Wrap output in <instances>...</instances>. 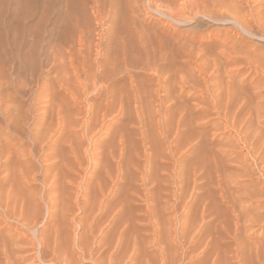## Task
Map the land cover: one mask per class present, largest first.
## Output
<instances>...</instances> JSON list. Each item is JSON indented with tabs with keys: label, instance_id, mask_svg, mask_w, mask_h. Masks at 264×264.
Instances as JSON below:
<instances>
[{
	"label": "rangeland",
	"instance_id": "374dc122",
	"mask_svg": "<svg viewBox=\"0 0 264 264\" xmlns=\"http://www.w3.org/2000/svg\"><path fill=\"white\" fill-rule=\"evenodd\" d=\"M180 1L0 0V264H264V0Z\"/></svg>",
	"mask_w": 264,
	"mask_h": 264
},
{
	"label": "bare ground",
	"instance_id": "6f19581e",
	"mask_svg": "<svg viewBox=\"0 0 264 264\" xmlns=\"http://www.w3.org/2000/svg\"><path fill=\"white\" fill-rule=\"evenodd\" d=\"M83 5L84 4H90L91 6H92V9L94 10V15L97 17V15H99V16H101L100 14H101V2H100V0H79ZM172 1V0H171ZM189 0H181L180 2H181V5H182V9H181V12H183L184 10V12H186V9L187 8H189V6H190V4H188L189 2H188ZM196 1V0H195ZM199 1H201V0H199ZM206 1V0H205ZM224 0H222V2L217 6V5H213V6H217L218 8L217 9H219V11H220V13H221V9L223 10L224 9V11L227 13V14H229L230 13V7H228V8H224V6L223 7H221L222 6V4L224 3L225 4V2L227 1V0H225V2H223ZM234 1V0H233ZM236 1V0H235ZM170 2V1H169ZM190 2H191V4H192V2L193 1H191L190 0ZM239 2V1H238ZM194 3H196V2H194ZM193 3V4H194ZM201 3H203V0L201 1ZM216 3V2H215ZM128 4V3H127ZM178 4V3H177ZM176 4V5H177ZM192 4V5H193ZM199 4V3H198ZM214 4V3H213ZM227 4H228V2H227ZM203 5H204V3H203ZM226 5V4H225ZM110 6V5H109ZM212 6V7H213ZM227 6V5H226ZM112 7H114V5L112 6ZM207 7V6H206ZM234 7H235V5H234ZM132 8V7H131ZM191 8H193V7H191ZM215 8V7H214ZM261 8V7H260ZM128 9V8H127ZM174 9V8H173ZM190 9V8H189ZM216 9V8H215ZM235 9V8H234ZM237 9V8H236ZM235 9V11H232V12H234V13H232L233 14V16H235V17H233V16H231V17H233L234 19H235V22L236 23H238L239 24V26L241 27V29L243 30V31H246V32H249V33H251V30L252 29H250V28H252L251 27V23H253V22H257V23H260L259 22V17L257 16V15H255V16H252V17H249L248 18V15L246 14V16L243 14V15H241V12L239 13L237 10ZM252 9V8H251ZM192 10V9H191ZM190 10V11H191ZM199 10V9H198ZM178 11V10H177ZM193 11V10H192ZM211 11H212V9H211ZM218 11V12H219ZM176 12V11H175ZM180 12V11H179ZM195 12V11H194ZM217 12V11H216ZM229 12V13H228ZM190 13V12H189ZM204 13V12H203ZM203 13H201V14H203ZM224 13V12H223ZM178 14V13H177ZM212 14V13H211ZM219 14V13H218ZM255 14V13H254ZM181 15V14H180ZM199 15H200V13H199ZM186 16V15H185ZM205 16H206V14H205ZM208 16V15H207ZM186 18V17H185ZM214 18V19H213ZM212 18V20H217V17L215 18V17H213ZM210 19V18H209ZM204 22V21H203ZM119 23V22H118ZM256 23V24H257ZM255 24V23H254ZM260 25V24H259ZM261 26V25H260ZM175 27V26H174ZM259 27V26H258ZM173 28V27H172ZM262 28H263V26H262ZM259 29V28H258ZM172 30V29H171ZM130 32V31H129ZM156 32V31H155ZM169 33V32H168ZM243 34V33H242ZM167 36V35H166ZM180 36V35H179ZM144 37H146V36H144ZM144 37H142L141 36V41L143 42V44H142V42H141V44H142V47L144 46V49H148L149 48V45H150V43L148 42V39H147V37H146V39L144 38ZM189 37V36H188ZM160 38V37H159ZM158 38V39H159ZM229 38V37H228ZM261 38H264V37H262L261 36ZM119 39V38H118ZM178 39H180V38H178ZM193 39V38H192ZM121 40V39H120ZM181 40V39H180ZM228 39H224V43L225 44H227L228 43V41H227ZM159 41V40H158ZM163 41V40H162ZM223 41V40H222ZM221 41V42H222ZM232 41V40H231ZM230 41V42H231ZM186 42V41H185ZM208 42V41H207ZM173 43V42H172ZM178 43V42H177ZM176 42H175V44H177ZM179 44V43H178ZM217 44V43H216ZM235 44V43H234ZM242 44V43H241ZM85 45V44H84ZM152 45V44H151ZM212 45V44H211ZM219 45V44H218ZM234 46V45H233ZM175 47H176V45H175ZM178 47V46H177ZM220 47V52L221 53H215V55H214V64H213V62H212V64L214 65V66H211V67H214V70H216V72H218V70H220L221 68H222V62H221V59H223L222 58V55L224 56V55H226L228 58H231L232 60H235V59H237V57H239L238 55V53H242V52H238L239 50H234L235 49V47L234 48H231L230 46V48H226V46H224V45H221V46H219ZM172 49V48H171ZM196 50V49H195ZM201 50V49H200ZM154 51V50H153ZM190 51V50H189ZM189 51H187V52H189ZM187 52H185L186 53V56H187V59L191 62V64H193L194 65V67L196 68V70H198V73H200L201 74V76L205 73V70H204V65H205V63H204V57L202 58V60H200L201 59V57H200V59H198V56L196 57H194L193 55H192V53H188L187 54ZM248 53V52H247ZM71 54V53H70ZM162 53H159V55H161ZM249 54V53H248ZM69 55V54H68ZM163 55V54H162ZM162 55L160 56L161 58H162ZM179 55V54H178ZM230 55V56H229ZM235 55H237V57L235 56ZM246 55V54H245ZM69 56H71V55H69ZM204 56H205V54H204ZM232 56H235V57H232ZM226 57V58H227ZM248 57V56H247ZM163 58H165V57H163ZM162 58V59H163ZM195 58H197L198 60H196ZM225 58V57H224ZM225 58V59H226ZM245 58V57H244ZM62 59V58H61ZM167 59V58H166ZM207 59V58H206ZM247 59V58H246ZM249 59V58H248ZM257 59V60H256ZM68 60V59H67ZM165 60V59H164ZM229 60V59H228ZM243 60V59H242ZM241 60V61H242ZM256 62H254L253 60H250V61H253V63H251V64H256V67H261V66H264V53L258 58V57H256L255 59H254ZM70 61V60H69ZM69 61H66V62H69ZM157 61V60H156ZM160 61H161V59H160ZM185 61V60H184ZM203 61V62H202ZM247 61V60H246ZM245 61V62H246ZM82 62V61H81ZM161 62H163V61H161ZM77 63V62H76ZM204 63V64H203ZM227 63V62H226ZM230 63V62H229ZM248 64H249V60H248V62H247ZM69 64V63H68ZM163 64L164 63H162V66H163ZM209 64H211V63H209ZM165 65V64H164ZM224 65V64H223ZM149 66V65H148ZM166 66V65H165ZM209 66V65H208ZM225 66V65H224ZM231 66V65H230ZM71 67V66H70ZM77 67V66H76ZM252 67V66H251ZM164 68L165 67H161V65L159 66H149V68H148V70L150 69V70H152L153 71V75L156 77H154L155 79H156V82L159 84V85H162V89H164L163 88V85H164V83H165V81H164V79H162V76H163V73L162 72H160V71H163L164 70ZM194 68V69H195ZM73 69V68H72ZM191 69V68H190ZM206 69V68H205ZM226 69H227V67H226ZM189 70V69H188ZM195 70V71H196ZM228 71V70H227ZM206 72H207V69H206ZM256 72V71H255ZM222 73V72H221ZM246 72H244V74H245ZM243 74V75H244ZM256 74V73H255ZM264 75V74H263ZM89 76V75H88ZM207 75H205V77H206ZM90 77V76H89ZM88 77V78H89ZM153 77V76H152ZM202 78V80H204V82H206V88H208V84H207V81L208 80H206L207 78ZM214 77V76H213ZM263 77V76H262ZM179 78H181L180 76H179ZM259 78V77H258ZM259 79H262L261 77L259 78ZM181 80V79H180ZM196 80V79H195ZM120 81V80H119ZM174 81V80H173ZM216 81V80H215ZM258 81V80H257ZM264 81V80H263ZM168 82V81H167ZM238 82V81H237ZM259 82V81H258ZM261 82L262 81H260V85H261ZM179 83V82H178ZM202 83V82H201ZM219 83V82H218ZM204 84V83H203ZM239 84H240V82H239ZM254 85V84H253ZM252 85V86H253ZM262 85H264V83L262 84ZM158 86V85H157ZM186 86V85H185ZM158 87H160V86H158ZM259 87V86H258ZM157 88V87H156ZM176 88V87H175ZM178 88V87H177ZM159 89V88H158ZM210 89V88H209ZM110 90V89H109ZM233 90V89H232ZM245 90V89H244ZM243 90V91H244ZM203 91V90H202ZM163 92V91H162ZM190 92V91H189ZM246 92V91H245ZM168 93V92H167ZM192 93V92H191ZM235 93V92H234ZM155 94V93H154ZM226 94H227V92H226ZM260 94V93H259ZM7 96V95H6ZM255 96V95H254ZM245 97V96H244ZM258 97V96H257ZM158 98V97H157ZM200 98V97H199ZM233 98V97H232ZM107 99V98H106ZM160 99V98H159ZM262 99V98H261ZM120 100V99H119ZM203 100V99H202ZM212 101V100H211ZM215 101V100H214ZM217 101V100H216ZM225 101V100H224ZM164 102V101H163ZM235 102V101H234ZM238 102V101H237ZM213 103V102H212ZM228 103V102H227ZM211 104V103H210ZM247 104V103H246ZM245 104V105H246ZM224 105V104H223ZM214 108H213V107ZM235 106V105H234ZM211 108H213V110L215 109V108H217V104L214 102L213 104H211ZM219 109H220V107H218ZM217 108V109H218ZM246 108H248L247 106H246ZM263 109H264V107H262ZM257 111H259V110H257ZM215 112L217 113V115L216 116H218L219 114H220V112L219 111H216V109H215ZM258 114V113H257ZM249 115H252V111H249L248 112V116ZM254 116V115H253ZM224 119V118H223ZM246 119H247V117H246ZM241 120V119H240ZM237 121V120H236ZM253 121H254V119H253ZM252 122V121H251ZM235 124V123H234ZM252 124V123H251ZM217 125V124H216ZM258 125V124H257ZM250 126V125H249ZM227 129V128H226ZM225 129V130H226ZM238 129V128H237ZM233 130V129H232ZM255 130V129H254ZM246 133V132H245ZM249 133V132H248ZM217 134V133H216ZM243 135V134H242ZM252 135V136H251ZM33 136V135H32ZM246 137V136H245ZM261 137V134H260V131L258 130H255V132H253L252 134H249V137H246L244 140H245V144H246V147H251L252 145H253V143H255L256 141L255 140H257V139H259ZM263 137V136H262ZM250 138V139H249ZM264 138V137H263ZM32 139V138H31ZM40 139V138H39ZM39 139H37V141L39 140ZM43 139V138H42ZM49 139V138H48ZM54 139V138H53ZM233 139V138H232ZM231 139V140H232ZM261 139V138H260ZM264 140V139H263ZM36 141V138H35V142H37ZM42 141V145H44L43 144V140H41ZM40 141V142H41ZM56 141V140H55ZM75 141V140H74ZM40 142H39V144H40ZM228 142V141H227ZM263 142V141H262ZM38 144V143H37ZM230 143H228V144H226V145H229ZM232 144V143H231ZM264 144V143H263ZM224 145V144H223ZM10 146V145H9ZM40 147H41V144L39 145ZM235 146V145H234ZM239 146V145H238ZM242 146V145H241ZM258 146V145H257ZM260 146H262V145H260ZM37 147V146H36ZM240 147V146H239ZM263 147V146H262ZM224 148V147H223ZM236 148V147H235ZM254 151V150H253ZM252 152V151H251ZM9 153V152H8ZM23 153V152H22ZM44 153V152H43ZM52 153V152H51ZM74 153V152H73ZM227 153V152H226ZM24 154V153H23ZM73 155V154H72ZM245 155V154H244ZM262 155V154H261ZM264 155V154H263ZM1 156V155H0ZM8 156V155H7ZM43 156V155H42ZM45 157L47 156V155H44ZM74 156V155H73ZM29 157V156H28ZM48 157V156H47ZM261 157V156H260ZM27 158V157H26ZM44 158V157H43ZM228 158H230V156L228 157ZM6 159V158H5ZM22 159V158H21ZM21 159H19V160H21ZM53 159V158H52ZM44 160H46V158L45 159H43V161ZM238 160V159H237ZM236 160V161H237ZM24 161V160H23ZM28 161V160H27ZM48 161V160H47ZM230 161V160H229ZM46 162V161H45ZM238 162V161H237ZM27 163V162H26ZM31 163V162H30ZM240 163V162H239ZM249 163V162H248ZM26 165V164H25ZM251 165V164H250ZM3 166V165H2ZM6 166V165H5ZM27 166V165H26ZM29 167V166H28ZM252 170V169H251ZM47 173H48V171H47ZM48 178V177H47ZM2 181V180H1ZM57 182V181H56ZM7 186V185H6ZM68 188V187H67ZM26 189H27V187H26ZM54 189V188H53ZM18 191V190H17ZM26 191V190H25ZM12 193V192H11ZM29 194V193H28ZM12 195V194H11ZM17 196H19V195H17ZM23 196V195H22ZM30 196V195H29ZM33 196V195H32ZM53 196V195H52ZM6 197V196H5ZM11 198V197H10ZM30 197H28V199H29ZM40 198V197H39ZM38 198V199H39ZM7 199V198H6ZM54 199V198H53ZM52 199V200H53ZM10 200V199H9ZM19 200H21V199H19ZM35 200V199H34ZM37 200V199H36ZM102 200V199H101ZM5 201V200H4ZM51 201V200H50ZM1 202V201H0ZM7 203V202H6ZM6 203H4V204H6ZM17 203H19V202H17ZM53 203V202H52ZM28 204V203H27ZM31 204H32V201H31ZM50 204H51V202H50ZM56 204V203H55ZM53 205V204H52ZM100 205V204H99ZM51 206V205H50ZM54 206V205H53ZM88 206V205H87ZM98 206V205H97ZM34 207H36V206H34ZM105 207V206H104ZM12 208V207H11ZM21 208V207H20ZM58 208V207H57ZM65 208V207H64ZM97 209V208H96ZM108 209V208H107ZM3 210V209H2ZM8 210V209H7ZM35 210H37V209H35ZM64 210H66V209H64ZM67 210H69V209H67ZM85 210V209H84ZM32 212V211H31ZM33 212H34V210H33ZM59 212H61V211H59ZM58 212V213H59ZM69 212V211H68ZM86 212V211H85ZM89 212V211H88ZM62 213H63V210H62ZM65 213V212H64ZM93 213V212H92ZM14 215V214H13ZM20 215V214H19ZM55 215V214H54ZM2 217V216H1ZM19 217V216H18ZM93 218V217H92ZM31 219V218H30ZM4 220V219H3ZM18 220V219H17ZM5 224H3V225H5V227L9 224V223H7L6 222V220H5V222H4ZM32 223H34V222H32ZM62 223H63V221H62ZM20 225V224H19ZM28 225H31L30 224V222H29V224ZM98 225V224H97ZM9 226V225H8ZM7 228V227H6ZM31 228V227H30ZM103 228V227H102ZM5 229V228H4ZM54 229H55V227H54ZM75 229V228H74ZM3 231V230H2ZM73 231V230H72ZM6 232H8V231H6ZM11 232H13V231H11ZM18 232V231H17ZM1 233V232H0ZM10 233V232H9ZM26 233V232H25ZM3 234V233H2ZM19 234V233H18ZM70 234H71V232H70ZM22 235H24V234H22ZM35 236H36V233L34 234ZM13 236V235H12ZM33 236V235H32ZM77 236V235H76ZM123 236V235H122ZM0 237H1V234H0ZM4 237V236H3ZM15 237V236H14ZM37 237V236H36ZM5 238V237H4ZM30 238H32V237H30ZM30 238H28V236L25 234L22 238L20 237V239H19V241H18V243H20V244H22V245H24V248H25V246H27V245H30L31 246V248H32V250L30 249V251H33V250H38L37 249V247H40L41 248V250H45L46 248H47V244H48V238H46V235H41V236H39L38 237V244L36 245V242H34V241H32ZM2 239H0V241H1ZM13 240V239H12ZM26 240H28V242H25ZM50 240H51V238H50ZM53 241V240H52ZM55 241H56V239H55ZM55 241H53V242H55ZM69 241V240H68ZM72 242V241H71ZM3 243H5V240L3 239ZM57 243V242H56ZM74 244H76V243H74ZM7 246L8 245H6L5 244V247H6V249L4 250V255H5V260H6V264H16L18 261H15L14 260V256H13V254L11 253V251L7 248ZM30 246H29V248H30ZM77 246V245H76ZM53 247V246H52ZM55 247H56V245H55ZM54 247V248H55ZM18 248V247H17ZM22 248V247H21ZM72 248H73V246H72ZM116 248V247H115ZM14 249H15V247H14ZM43 250V251H44ZM52 250V249H51ZM73 250V249H72ZM21 251H23V250H21ZM27 251V250H26ZM39 251V250H38ZM54 251V250H53ZM18 252V251H17ZM19 252H20V250H19ZM39 252H41V251H39ZM45 253L47 252V249H46V251H44ZM43 252V253H44ZM57 252V251H56ZM28 254H32V255H38L39 253H36V251L34 252H27ZM52 253V252H51ZM55 253V252H54ZM60 254V252H57V256H56V258L57 257H59V254ZM19 254V253H18ZM20 254H24V253H20ZM53 254V253H52ZM66 254V253H65ZM25 255H26V253H25ZM23 255L22 256V258L25 260V258L24 257H28L29 255ZM61 255V254H60ZM63 255V254H62ZM53 256V255H52ZM51 256V258L53 259V257ZM20 257V256H19ZM81 257V256H80ZM22 258H20V259H22ZM37 258V257H36ZM36 258L34 257L33 259H32V261H30L29 263H27V264H35V262H36ZM55 258V259H56ZM67 258V257H66ZM65 258V259H66ZM77 258V257H76ZM51 259V260H52ZM55 259H53L52 260V263L53 264H60L59 263V261H57V260H55ZM19 260V259H18ZM30 260V259H29ZM50 260V261H51ZM60 260H61V258H60ZM70 260V259H69ZM20 261V260H19ZM63 261H64V259H63ZM76 261V260H75ZM22 262V261H21ZM68 262V261H67ZM66 262V264H71V263H67ZM73 263V262H72ZM78 263V262H77ZM80 263V262H79ZM64 264H65V262H64Z\"/></svg>",
	"mask_w": 264,
	"mask_h": 264
}]
</instances>
